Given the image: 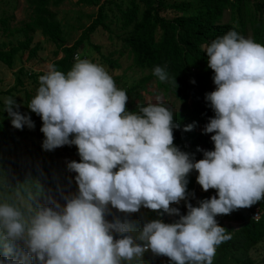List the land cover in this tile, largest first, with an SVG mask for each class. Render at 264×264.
I'll use <instances>...</instances> for the list:
<instances>
[{
    "label": "clouds",
    "instance_id": "9594fccd",
    "mask_svg": "<svg viewBox=\"0 0 264 264\" xmlns=\"http://www.w3.org/2000/svg\"><path fill=\"white\" fill-rule=\"evenodd\" d=\"M203 48L216 86L205 94L214 117L203 131L213 133L214 148H198L199 160L174 145L179 125L168 108L148 103L129 111L128 95L102 65L77 56L66 73L49 66L39 76L26 106L43 122L42 149L77 147L80 162L67 167L77 173L78 194L59 210L39 208L27 227L18 209L0 204L5 257L14 251L11 242L23 239L36 264H121L148 250L172 264H212L216 247L230 238L216 217L264 198V45L229 30ZM153 75L168 79L160 66ZM4 111L14 128L34 127L12 98L4 100ZM192 170L202 190L216 195L198 206L187 203L180 215L171 205L186 200ZM109 205L126 213L143 206L179 219H153L137 230L127 221H107Z\"/></svg>",
    "mask_w": 264,
    "mask_h": 264
},
{
    "label": "trees",
    "instance_id": "16d2710c",
    "mask_svg": "<svg viewBox=\"0 0 264 264\" xmlns=\"http://www.w3.org/2000/svg\"><path fill=\"white\" fill-rule=\"evenodd\" d=\"M66 1L73 0H27L30 13L20 30L24 38L10 48L0 50V61L12 66L15 56L20 52H28L30 57L35 55L41 49V44L38 42L33 44L34 35L40 32L45 39L56 45L52 67L66 73L86 43L100 49V46L92 43L94 34L107 33L110 39L117 38L122 41L120 54L128 52L134 64L151 69V73L138 84L125 90L126 94L137 93L151 81H154L165 95L175 94L180 98L182 107L178 111H171L168 108L173 115V123L179 125L173 129L174 145L181 151L191 150L194 160L203 158V151H198V148L213 150L214 146L208 138V133L203 131L210 118L214 117L213 110L205 100V94L214 89L211 85L213 71L207 66L203 46L229 30L239 34L248 29L252 31L253 40L264 45V0H77L78 3L97 7V10L90 15V24L83 28L79 38L72 43H67V32L57 18L55 10ZM226 10H230L231 20L222 22ZM10 23L8 16H0V30L7 33ZM115 28L122 30L123 33H117ZM115 53L103 56L111 67L119 66L118 58L113 57ZM156 66L167 72V80L160 81L153 75ZM22 73L21 68L16 77V86L6 93L23 86ZM192 80L195 83H192ZM30 97L28 95L26 104L30 102ZM28 111L27 115L33 120L37 114L29 109ZM189 124H193V128L185 131V126ZM15 130L8 128L7 119L0 120L2 139L14 136ZM41 149L40 145L24 153L25 163L22 170L17 169L18 159L9 158L5 162H0V190L9 195L16 193L28 198L44 197L45 191L31 176L35 173V177L42 176L43 183L52 194L59 193L65 187L72 188L78 194L75 180L77 173L69 172L67 165L61 164L57 158L61 155L58 152L51 153V158H41ZM63 149L66 151L71 148L63 145ZM10 176L14 180L11 184L8 182ZM187 179L188 196L193 188L194 178L188 176ZM215 192V189L207 190L193 206H198L200 200L210 198L211 193ZM12 197L7 201L8 205L19 206L21 220L27 227L38 209L21 205L14 196ZM173 205L171 207H174ZM159 211L141 206L137 212L118 219L121 222L127 221L137 230L153 219L159 218L165 223L179 219L170 218L167 213L159 215ZM255 211L260 213L258 220L253 217ZM216 220L225 228L230 238L216 247L212 264H228L230 253L234 252L243 254L244 264H256L250 257V251L264 240V198L250 207L234 210L227 215H218ZM135 235L136 233H133L134 237ZM2 236L3 230L0 229V237ZM114 238H119V234L114 233ZM3 242L0 240V243ZM11 243L14 251L8 257L4 256L3 247L0 245V259L25 258L26 264H36L34 257L27 254L23 239ZM160 263L172 264L168 257L157 260L156 254L151 250L146 251L142 258L121 262V264Z\"/></svg>",
    "mask_w": 264,
    "mask_h": 264
},
{
    "label": "rangeland",
    "instance_id": "374dc122",
    "mask_svg": "<svg viewBox=\"0 0 264 264\" xmlns=\"http://www.w3.org/2000/svg\"><path fill=\"white\" fill-rule=\"evenodd\" d=\"M55 10L57 11V18L62 22L64 29L67 32V43H72L79 38L83 28L90 24V15L96 12L97 7L87 6L78 3L77 0H73L66 1ZM29 13L30 9L28 7L27 0H0V16H8L11 21L10 29L7 33L0 30V50L10 48L11 45L16 44L18 40L24 38L23 33L20 30L24 22L27 21ZM230 20L231 12L230 10H226L222 22H229ZM115 30L117 33H123L122 30L117 28H115ZM239 35H242L246 39L253 40L252 31L250 29L246 32H239ZM37 42L41 44V49L38 50V52L32 57L29 56L28 52H20L15 56L12 66H7L0 61V120L7 119L8 128L16 129L11 125L8 113L4 111V100L12 98L15 100L16 104L19 105V111L21 114L27 115L29 113L26 106L28 95L31 96V99L34 97L39 86L38 78L41 76L39 73H45L48 67L52 66V62L55 59L56 45L54 43L45 39L40 32H36L34 35L33 44H36ZM92 43L100 46V49L86 43L78 56L81 59H88L91 62L102 65L112 76L118 89H122L124 91L128 90L151 73V69L134 64L132 57L128 52L120 54V51L122 50L121 40L117 38L112 40L109 38L107 33L99 32L92 36ZM112 53H115L113 55L114 58H118V67H111L103 58L104 55ZM21 68L23 70L21 76L23 79V86H18L11 93H6L7 90L16 86V77ZM211 85L213 89H215L216 86L213 83V80ZM148 103L161 104L166 108H169L171 111H178L182 107L181 100L178 96L173 93L165 95L162 90L157 88L155 82L151 81L146 84L144 89H139L137 93L133 92L128 94L126 108L128 110H133L137 109L138 104L147 105ZM32 121L34 122L33 128H28L26 126L21 130L16 129L15 135L9 137L8 139H2V135L0 134V162H5V160L9 158L18 159L17 169H24V153L32 150L36 146L42 145V141L44 139V135L40 131L43 123L40 116L36 115ZM212 135L213 133H208V138L214 146V143L211 140ZM68 146L71 149L66 151H64L63 146L57 147L53 150L41 149L40 157L48 159L51 158V153L58 152L61 155L57 158L62 165H67L70 160L80 162L77 147L75 145ZM184 152L193 156V152L191 150ZM6 166H8V164H6ZM69 172L76 173L70 169ZM34 175L35 173L31 176L45 191L46 196L28 198L16 193L9 195L0 190V204H8L7 201L14 196V198H16L21 205L27 207H36L37 209L42 207H51L54 210H59V208H62L69 199L77 195V193L69 187L61 189L57 194H52L43 183L42 176L38 175L35 177ZM197 175L198 173L195 170H192L188 174L189 177L194 178L193 188L188 194L186 200H181L179 204L173 205L174 207L179 208L180 215L187 213V203L193 205L200 199L201 194L206 192L202 190L201 186L197 183ZM8 182L10 184L14 182L12 176L9 177ZM14 207L21 211L17 204H15ZM130 214L131 213L119 211L109 205L105 210V219L112 222L120 217L129 216ZM169 217L179 218L177 215H169ZM250 257L256 264H264V240L251 249ZM243 260L244 256L241 252L230 253L228 257V264H244Z\"/></svg>",
    "mask_w": 264,
    "mask_h": 264
},
{
    "label": "built area",
    "instance_id": "2783aa9c",
    "mask_svg": "<svg viewBox=\"0 0 264 264\" xmlns=\"http://www.w3.org/2000/svg\"><path fill=\"white\" fill-rule=\"evenodd\" d=\"M213 195H216V192L215 193H211V197L213 196ZM253 217L255 218V219H259V217H260V213L258 212V211H255L254 212V214H253ZM139 242V241H138ZM149 251V250H148ZM156 258H157V260H163L164 258H166V256H163V255H156Z\"/></svg>",
    "mask_w": 264,
    "mask_h": 264
}]
</instances>
